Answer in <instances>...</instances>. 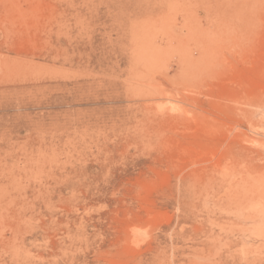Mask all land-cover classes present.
Listing matches in <instances>:
<instances>
[{"label": "rangeland", "instance_id": "1", "mask_svg": "<svg viewBox=\"0 0 264 264\" xmlns=\"http://www.w3.org/2000/svg\"><path fill=\"white\" fill-rule=\"evenodd\" d=\"M0 264H264V0H0Z\"/></svg>", "mask_w": 264, "mask_h": 264}, {"label": "bare ground", "instance_id": "2", "mask_svg": "<svg viewBox=\"0 0 264 264\" xmlns=\"http://www.w3.org/2000/svg\"><path fill=\"white\" fill-rule=\"evenodd\" d=\"M259 179V178H258ZM261 179V178H260Z\"/></svg>", "mask_w": 264, "mask_h": 264}]
</instances>
